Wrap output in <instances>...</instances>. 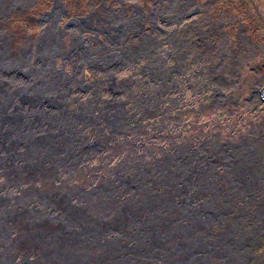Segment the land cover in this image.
<instances>
[{
	"label": "rangeland",
	"instance_id": "1",
	"mask_svg": "<svg viewBox=\"0 0 264 264\" xmlns=\"http://www.w3.org/2000/svg\"><path fill=\"white\" fill-rule=\"evenodd\" d=\"M3 2L0 1V49L5 41L13 59H20L23 50H30L26 65H34L37 46L41 42L55 51L54 63L66 73H72L73 60L83 62L78 77L85 82L96 81L99 73H104L114 63V80L116 75L122 80L127 75L140 78L148 72L155 76V87L156 83L159 87L180 78L182 88L169 85L172 93L168 95L177 96L182 90L184 99L178 97V104L170 112L171 107L161 109L160 104L155 103V107L159 106L168 113L157 112L155 118L145 117L147 113L140 114L139 120L145 117L140 120L141 124L135 123L99 150L89 156L85 153L71 156L75 164H68L65 157L68 151L78 152L80 149L66 150L56 146V138L57 144L60 143L54 133L56 137L47 143V147L51 146L55 151L53 159L46 160L52 167L19 173L0 167V184L6 181L15 187L6 193L18 205L26 201L38 202L34 196L19 202L22 197L19 188L28 185L43 188L51 192L50 197L40 196L50 205L41 207L43 213L51 212L73 224L70 229L62 223L50 224V217L39 213H34V219L8 220L13 240L18 241L15 245H7L0 237V264H13L14 260L20 264H134L139 258L140 264H163L160 258L167 247L160 249L155 241L146 247L147 255L142 256L149 239L147 235L162 217H165L163 221L167 224H163L167 228L170 224L177 227L178 218L182 220L177 216V199L183 198L181 193L189 187L187 181H196L203 168L205 172H215L214 177H209L213 176L212 173L205 174L206 177L217 179L218 176L221 181L219 186L212 182L209 186L203 185L205 180L210 184L208 178L201 180L202 185L196 190L205 198H198L200 203L190 215H198L201 209H207V223L213 233L218 234L216 242L219 236L225 238L223 233L232 220V211L223 216L217 209L226 207L224 200L228 195L232 194L235 199L233 186L222 184L226 182L225 171L230 172L228 175L233 174L239 182L264 173V0H136L137 7L130 0L125 1V7L122 1L99 0L94 8L90 5L91 0ZM111 6L117 10L123 7L124 11L112 13L105 9ZM56 7L59 13L55 18L50 12ZM91 12L94 14L90 16ZM102 12L107 14L99 17ZM73 15L80 18L71 22L79 23L85 30L80 34L53 31V24L59 29L57 23L61 24ZM93 27L99 40L91 43L84 33L91 32ZM126 61L130 63L126 64ZM146 63L150 71L142 69ZM119 71L122 72L117 73ZM167 72L173 78L161 77ZM43 75L47 79L44 78L46 86L63 85V73L46 69ZM75 79L77 77L67 82L68 90L73 84H79L73 83ZM63 90L61 92H65ZM132 95L134 92L129 97ZM99 97L103 99V94ZM153 107L148 105L145 110ZM81 111L80 104V116L83 115ZM65 140L89 141L84 138L73 140L72 135L66 136ZM59 154L61 157L56 156ZM138 157H141L139 164L143 170L138 177L131 173L129 180L130 188L140 187L138 193L131 194L130 189L123 187L128 192L108 190L105 196L100 194L103 201L111 200L109 202L99 203V197L95 198L90 214L97 221V238L104 243L93 245L90 250L84 240L85 237L95 238L94 234L88 230L85 234L77 224L84 216V208L71 201L69 195L57 197L56 193L63 189H90L107 183L120 164L129 161L128 158ZM24 159L27 163L30 161L25 156ZM37 159L43 161L44 158ZM16 168L19 169L18 166L13 169ZM189 172L198 174L197 179H189ZM128 173V169L120 170L123 176ZM256 187L255 193L249 197L252 209L257 212L252 216L255 225L248 222L245 226L251 229H245L247 233L239 245L242 257L233 259L237 252L232 256L219 254L211 264H264V184L262 187L256 184ZM253 195L258 200L257 205ZM128 196L134 197L128 200ZM5 198L8 199L0 195L1 201ZM55 199H59L62 205L57 206ZM240 200H233L234 206L242 205ZM260 200L263 202L259 207ZM108 204L116 205L113 207L114 216L104 221ZM131 210L137 215L132 216V220L127 217L125 220L130 221L123 226V219ZM31 222L38 226H31ZM114 223L120 224L119 229ZM179 224L182 226V222ZM39 231L46 234H38ZM167 233L170 234L168 229ZM88 252L90 260H87Z\"/></svg>",
	"mask_w": 264,
	"mask_h": 264
},
{
	"label": "bare ground",
	"instance_id": "2",
	"mask_svg": "<svg viewBox=\"0 0 264 264\" xmlns=\"http://www.w3.org/2000/svg\"><path fill=\"white\" fill-rule=\"evenodd\" d=\"M0 1L3 2V0ZM13 1L21 2L23 0ZM3 4H5V0ZM58 13L59 10L57 7L54 11L50 12V14L55 18L58 16ZM43 37L44 35H42V38ZM3 43L4 45L2 46V50L0 49V167L3 166L7 169L11 168L12 172H29L36 168L44 169L47 168V166L52 167V165H50L46 160H51L54 157H52V155L55 151H53L51 146L47 147V143L56 137L54 133L58 135V141L60 143L57 144L56 138V146L66 150L80 149L78 152L68 151V156L65 157L69 160L68 164H75L76 162L70 159L71 156H79L80 153H85L89 156L92 152L99 150L103 145H105V143L115 138V136L119 133H123L127 129H130L135 123L139 124L141 122L140 120L143 118H155V113L164 111L161 110L163 108L171 107L169 108L170 112L172 109H175L178 104V97H182L184 99L182 90L181 94L177 96L168 95L172 93V89L168 87L169 85L177 86L175 88L180 87V78L177 76V78H174L172 81L164 83L159 87H157L158 83H156L155 87V76L147 71V73H144L145 75L140 78H138V76L131 77L127 75L122 80H118L116 75V79L114 80L113 76L115 72H113V70L115 65L112 63L108 70H104V73H99L100 77L96 79V81L88 83L78 77V73L83 67V62L73 60L74 69L72 73H66L62 68L56 67L54 63L55 51L45 47V45H42L41 42L37 46L38 49L34 65H26V60L28 61V54H30V50H23L20 59H13L10 56L11 53L7 48V44L5 41H3ZM112 49H115V47L111 48V50ZM101 57L102 56H100V58ZM177 61L181 63L180 60ZM129 63L130 61H126V64ZM103 66L105 67V65ZM143 67L144 68L142 69H144V71H150L148 63L144 64ZM46 69H49L50 72L63 73V85L50 84L49 86H46V84H44V78L45 80L47 79L45 75H43V70ZM172 70H177V68H172ZM23 73L25 75L20 76ZM173 74L175 73L173 72ZM170 75L171 74L167 72L165 74H161V77L163 79L165 76L173 78V75ZM75 77H77V79H75L73 83H76L77 85L79 82V84L77 86L73 84L72 89L68 90L66 87L67 82L70 81L71 78ZM113 80L114 85L112 86ZM12 81L15 83L11 84ZM61 90L65 92H61ZM133 92L134 95L129 97V94ZM101 94H103V99L99 97ZM82 98L85 100L82 101ZM49 99H51V101ZM155 103L157 105L160 104L161 109L159 106L155 107ZM80 104L81 110L83 111L82 116H80ZM148 105L154 107L151 110L148 109L149 111L145 110ZM142 113H147V115L145 117H141L139 120V115ZM164 113L167 114L168 111H164ZM81 125H83V127H80ZM84 126L87 127L85 128ZM9 127L11 132L7 133ZM68 135H72L73 140L84 138L89 141L76 142L72 140H65V137ZM24 156L30 159L28 163L24 159ZM41 156L44 158L43 161H39V159H37ZM56 156L61 157L60 154ZM140 158L141 157L126 159L129 161L123 162V165L120 164V167H117L118 169H116L114 175L107 180V183H101L99 186L90 189H63L56 193L57 197L69 195L71 201L82 205L84 208V216L78 220L77 224L81 227V230H83L85 234L87 233V230L94 234L95 238L88 239L85 237L84 240L90 250H93V245L104 243L103 240L97 238L99 235L97 221L90 214V210L95 206V198L99 197V203H104V201L109 202L111 200L104 199L103 201L100 198V194L105 196L108 190L128 192L123 190V187H127V190L130 189L131 194L138 193L140 187L130 188L129 180L131 173L135 177H138L141 174L143 167L139 164L141 162ZM17 166L19 169H13ZM203 167L206 169V166ZM124 168L128 169L130 172L126 176L120 174V170H123ZM210 169L211 171L214 170L213 168ZM225 172L226 182H222V184L226 187L227 184H229V186H233L235 193V199H233L231 194L224 200L226 206L225 208L220 206L217 209L221 210L223 216L224 213L232 211V220L231 222H228L225 233H223L225 238L219 236L218 242H216L218 234L213 233L212 228L207 223V209H201L198 215H190L194 211V207L200 203L197 201L198 198H205V196L198 194L196 187L198 185H202L201 180L208 178L205 174L207 175L212 173L205 172L203 168L198 172V179V174L193 175V172H189V179L197 180L194 182L188 180L187 186L189 187L181 193V197L183 198H180L179 200L177 199V216H181L182 220H179L178 218L177 227L176 224H170L167 228V226L164 225L167 223L163 221L165 217L160 218V222L157 227L155 228V225H153L151 227V231L147 235L149 239L143 249L142 256L147 255L146 247L155 241V244L160 245V249L161 247H167V249L164 250L163 256H161L162 258H160L163 259V264H211L210 262H212L217 255H225L226 253H229L232 256V254L235 255V252L237 253L233 256V259H237L238 256L240 258L242 257L241 252L239 251V245L242 243L245 233H247L246 230L251 229L246 228L245 226L248 222H253V225H255V220L252 221V216L257 213L256 210L252 209L249 197L251 194L255 193L257 189L256 184H259L261 187L263 186L264 173L262 175H253L248 181L246 180V177L243 182H239L233 174L228 175V173H230L229 171L226 170ZM214 173L215 172L212 173L213 176H207L214 177ZM1 181L4 182L5 180ZM207 181L210 184L205 183V180V182L203 181V185L211 186L212 182L215 186H219L221 178L219 181L217 176V179L208 178ZM5 182L0 184V195L3 194L5 197H8V199L5 198V201L0 200V237L5 240L7 245H15V242L18 241L13 240L14 237L11 235V230L8 226V220L10 219L30 217L31 219H34V213H39L49 216L50 224L62 223L69 229L73 227V224L70 221L57 215H52L51 212H48L47 214L43 213L41 207H43L44 204L45 206L50 205L46 204L40 196L47 195V197H50L51 192L48 190L35 188L32 185L22 186L19 188V191L21 192L20 195L22 196L19 198V202L24 201L26 197L32 196L35 197L36 201L40 202L30 203L26 201L19 203L18 205V203L12 200L9 194L6 193L10 191L11 187H15L11 183ZM230 192L232 193V191ZM133 197L134 196H128L127 199L130 200ZM237 199H241L240 202L242 205L234 206L233 200L236 201ZM253 199L255 205H257L258 200L256 201L254 195ZM54 202L57 206L62 205L59 199H55ZM262 202L263 201L260 200L258 206ZM115 206L116 205L111 204L107 205L104 221L109 220L114 216L113 207ZM14 208H16L17 211H15ZM134 215L137 214L133 213V210H131V212H129L123 219V226L128 225L126 222L132 220V216ZM127 217H130V220H125ZM180 222H182V226L179 224ZM241 222L243 223L242 225ZM31 226L38 225L31 222ZM114 226L119 229L120 224L114 223ZM167 229L170 231V234L167 233ZM38 234L45 235L46 233L39 231ZM90 258L91 254L88 252L87 260H90ZM140 262L141 258H139L138 262L135 261L134 264H140ZM13 264L20 263L14 260Z\"/></svg>",
	"mask_w": 264,
	"mask_h": 264
},
{
	"label": "flooded vegetation",
	"instance_id": "3",
	"mask_svg": "<svg viewBox=\"0 0 264 264\" xmlns=\"http://www.w3.org/2000/svg\"><path fill=\"white\" fill-rule=\"evenodd\" d=\"M58 1H61V0H58ZM98 1L99 0H91L90 2V5H93V8L96 7V5H98ZM117 1H122L123 2V6L125 7V1L126 0H117ZM130 2L133 4L134 7H137V3H136V0H130ZM93 8L89 11H92ZM123 8V7H122ZM120 8L119 10H117L114 6H111L109 8H105V9H108L109 12H112V13H118L120 11H124V9ZM106 12V11H105ZM105 12H102L100 14L99 17H101L102 15H105L107 13ZM94 12H91L90 13V16L93 15ZM90 16H89V21H90V24H91V19H90ZM87 17V16H86ZM80 18V16H75L73 15L72 17H70L67 21H63L61 24L60 23H57L60 27L58 29L57 25L53 24V31H55L56 33L57 32H60L61 34H64L65 32L67 31H70L72 32L73 34H80L81 30H85L79 23H76V22H71L72 20L74 19H78ZM75 23V24H74ZM72 24H73V27H72ZM77 24V25H76ZM71 25V26H70ZM75 25V26H74ZM68 26V27H67ZM81 26V27H80ZM96 28L93 27V29L91 30V32H86L84 33L85 34V38L87 39V41L91 42V43H94V42H97L99 40V37H97V34H96Z\"/></svg>",
	"mask_w": 264,
	"mask_h": 264
}]
</instances>
